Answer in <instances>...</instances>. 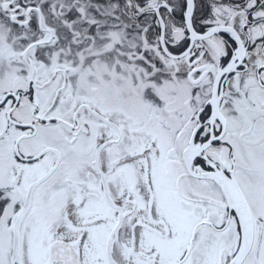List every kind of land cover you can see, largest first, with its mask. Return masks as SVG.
Segmentation results:
<instances>
[{"label": "snow or ice", "instance_id": "1", "mask_svg": "<svg viewBox=\"0 0 264 264\" xmlns=\"http://www.w3.org/2000/svg\"><path fill=\"white\" fill-rule=\"evenodd\" d=\"M0 264H264V0H0Z\"/></svg>", "mask_w": 264, "mask_h": 264}]
</instances>
